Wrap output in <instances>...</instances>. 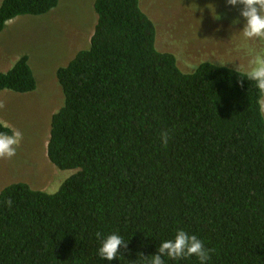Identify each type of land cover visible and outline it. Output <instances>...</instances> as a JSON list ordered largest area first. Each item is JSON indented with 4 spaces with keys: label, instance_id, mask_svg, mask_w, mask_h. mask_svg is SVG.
<instances>
[{
    "label": "trees",
    "instance_id": "trees-1",
    "mask_svg": "<svg viewBox=\"0 0 264 264\" xmlns=\"http://www.w3.org/2000/svg\"><path fill=\"white\" fill-rule=\"evenodd\" d=\"M58 4L3 0L0 33ZM94 9L89 45L56 73L65 100L47 153L73 173L54 193L26 182L1 191L0 264H148L178 229L211 250L208 264H264V93L235 67L181 69L158 48L141 0H95ZM36 87L27 54L0 71V92ZM113 232L127 248L109 262L97 233Z\"/></svg>",
    "mask_w": 264,
    "mask_h": 264
},
{
    "label": "rangeland",
    "instance_id": "rangeland-1",
    "mask_svg": "<svg viewBox=\"0 0 264 264\" xmlns=\"http://www.w3.org/2000/svg\"><path fill=\"white\" fill-rule=\"evenodd\" d=\"M94 3L95 0H59L58 6L44 15H26L9 21L0 33V71H7L27 54L37 79L33 92H0L1 121L23 133L16 155L0 159V193L15 182L54 193L73 173L71 169H58L51 162L47 145L53 114L65 100L57 69L89 45L97 22ZM141 3L158 28V48L174 53L184 71H191L203 61L219 64L218 61L235 60L226 65L246 66L247 49L258 47L256 42L246 41L236 33L244 23L240 17V22L233 24L240 16L241 5L232 7L226 0ZM209 4L215 6L219 18H214Z\"/></svg>",
    "mask_w": 264,
    "mask_h": 264
},
{
    "label": "clouds",
    "instance_id": "clouds-1",
    "mask_svg": "<svg viewBox=\"0 0 264 264\" xmlns=\"http://www.w3.org/2000/svg\"><path fill=\"white\" fill-rule=\"evenodd\" d=\"M226 3L232 7L241 5L240 16L233 20V24L240 22V17L244 23L241 29L236 33L242 35L246 41H254L258 45L256 48L247 49V65H236L235 72L246 78L247 81L254 82L256 89L264 93V0H226ZM210 5V6H209ZM207 7L211 10L214 18H219L215 6L209 4ZM196 11V9H195ZM235 60H226L219 62L221 66ZM261 110L264 111V100L258 101ZM0 127L9 128V125L2 124ZM166 138V136H165ZM23 140V133L17 129H9V132L0 131V159H11L16 155L17 148ZM9 207L12 201H6ZM97 239L100 241L98 255L102 260L112 261L119 259L120 249L127 248V242L118 233H111L101 236L97 233ZM211 250L206 248L204 242L195 234H189L183 229H178L172 239L160 242L156 254H149L151 259L148 264H165V260L178 261L195 256L199 264H208ZM143 257L142 253L139 254Z\"/></svg>",
    "mask_w": 264,
    "mask_h": 264
}]
</instances>
